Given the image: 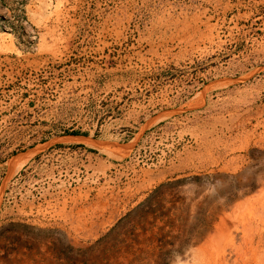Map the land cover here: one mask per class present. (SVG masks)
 I'll use <instances>...</instances> for the list:
<instances>
[{
    "label": "rangeland",
    "instance_id": "1",
    "mask_svg": "<svg viewBox=\"0 0 264 264\" xmlns=\"http://www.w3.org/2000/svg\"><path fill=\"white\" fill-rule=\"evenodd\" d=\"M0 264H264V0H0Z\"/></svg>",
    "mask_w": 264,
    "mask_h": 264
}]
</instances>
